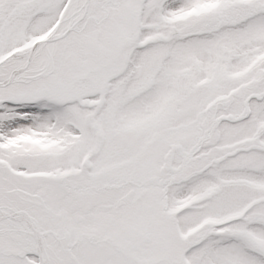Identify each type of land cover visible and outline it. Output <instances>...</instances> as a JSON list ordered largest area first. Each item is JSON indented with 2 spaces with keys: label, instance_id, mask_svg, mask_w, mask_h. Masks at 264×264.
Masks as SVG:
<instances>
[{
  "label": "snow or ice",
  "instance_id": "obj_1",
  "mask_svg": "<svg viewBox=\"0 0 264 264\" xmlns=\"http://www.w3.org/2000/svg\"><path fill=\"white\" fill-rule=\"evenodd\" d=\"M0 264H264V0H0Z\"/></svg>",
  "mask_w": 264,
  "mask_h": 264
}]
</instances>
